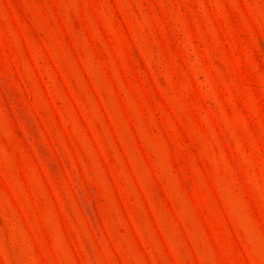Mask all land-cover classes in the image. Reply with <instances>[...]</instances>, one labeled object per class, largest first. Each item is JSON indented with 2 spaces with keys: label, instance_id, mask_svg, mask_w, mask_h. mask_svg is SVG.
Instances as JSON below:
<instances>
[{
  "label": "rangeland",
  "instance_id": "1",
  "mask_svg": "<svg viewBox=\"0 0 264 264\" xmlns=\"http://www.w3.org/2000/svg\"><path fill=\"white\" fill-rule=\"evenodd\" d=\"M0 264H264V0H0Z\"/></svg>",
  "mask_w": 264,
  "mask_h": 264
}]
</instances>
